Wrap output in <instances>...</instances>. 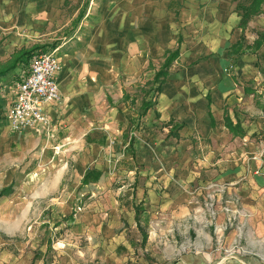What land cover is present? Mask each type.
Here are the masks:
<instances>
[{
    "label": "crops",
    "instance_id": "obj_1",
    "mask_svg": "<svg viewBox=\"0 0 264 264\" xmlns=\"http://www.w3.org/2000/svg\"><path fill=\"white\" fill-rule=\"evenodd\" d=\"M206 1L205 5L204 0H73V4L79 5L73 21L75 26H81L72 36L75 41L69 44L67 40L53 49L43 48V51L55 50L62 64L58 75L62 99L60 103L46 105L45 109L54 121V129L49 132L43 127L23 131L10 128L6 114L15 99L13 83L22 72L19 66L0 77L1 145L9 150L16 143L24 157L35 149L43 162L59 147L100 149L106 164L113 157L120 167L122 162L130 165L126 171L119 168L117 176L133 173L134 163L152 167L158 158L169 164V151L187 157L189 147L196 148L195 153L202 149L201 154L207 158L205 163L214 167L209 172L216 179H233L236 173L244 174L246 167H251L242 185L245 203L250 207L259 199L257 202L264 204V176L252 173L262 162L256 159L248 165L244 161L245 153L254 147L251 135L263 129L264 122L258 117L252 122L246 114L248 107H253L252 112L254 108L258 110L253 104L254 87L238 84L239 80L255 75L259 60L264 58V33H249L264 13L255 15L243 28L241 0L237 5L229 0ZM65 3L69 0H0V70L6 69L22 49L42 48L43 45H22L14 50V45L35 39L31 36L34 27L55 19L53 14L63 11ZM189 25L200 30L193 36L201 38L193 42L191 50L182 29ZM261 39L263 43L257 47ZM11 47L13 50L3 61L2 53ZM177 48L181 53L170 66L157 95L158 103L141 115L142 102L145 97L150 98L149 94L144 93L141 104L133 106L129 99L134 103L137 100L132 97L131 89L145 87L146 82L150 85L167 52ZM184 60H188L186 67L177 69L176 64ZM162 125H166L164 129L176 140L177 151L154 142L155 129ZM130 126L136 133L129 135ZM79 154L82 164L87 153ZM99 165L85 168L84 185L107 175ZM92 170L99 171L98 179L85 183V176ZM169 171L157 174L167 178ZM177 174L185 176L187 171L180 170ZM143 176L144 173L136 174V187L131 191L137 199L132 205V219L138 228L142 227L141 210L146 205L169 211L180 208L182 216L188 213L185 197L175 201L174 195L171 196L175 185L160 191L159 184ZM178 211H175L177 215ZM146 236L143 233L144 240ZM212 261L209 255L188 253L175 264H260L255 257Z\"/></svg>",
    "mask_w": 264,
    "mask_h": 264
},
{
    "label": "rangeland",
    "instance_id": "obj_2",
    "mask_svg": "<svg viewBox=\"0 0 264 264\" xmlns=\"http://www.w3.org/2000/svg\"><path fill=\"white\" fill-rule=\"evenodd\" d=\"M229 1L232 5L239 3L238 0ZM204 2L206 5L207 1ZM77 4L69 0L63 11H55V19L34 27L31 36L35 39H25L14 45V50L22 45H43L34 50L38 52L43 48L53 49L56 44L64 45L67 40L69 44L75 41L72 36L81 27L75 26L73 21L79 8ZM257 20L259 24L253 23L250 35L264 33V15ZM182 29L189 44L187 48L191 50L193 42L201 39L193 36L200 30H194L192 25L182 26ZM12 50L13 47L2 53L3 61ZM187 64L188 60H184L176 66L179 69ZM258 64L255 75L238 83L250 84L256 90L252 98L258 110L254 108V113L253 107H248L246 112L252 122L257 117L264 122L263 57ZM156 86L147 82L145 87L135 86L131 95L137 101L129 99L130 104L140 105L144 93L153 97ZM165 127L155 129L154 142L177 151V142ZM128 132L129 135L136 133L133 127ZM251 137L254 147L245 153L244 161L249 165L258 161L256 159L261 160V167L253 169L252 173L264 176V127ZM195 150L189 147L187 157H178L169 151V164L158 158V163L152 167L131 163L133 173L117 176L119 168L126 171L130 165L122 162L120 167L113 157L106 164L100 149L59 147L43 162L35 149L24 157L16 143L11 144L9 150L0 143V190L10 185L14 189L9 196L0 198V264H175L188 253L209 255L214 263L221 259L255 257L264 264V204L257 199L248 207L242 193L251 167H246L244 174L236 173L233 179H216L209 172L214 169L213 165L205 163L204 151L199 149L195 153ZM80 151L87 153L84 164L80 163ZM96 165L107 175L98 182L84 185L85 168ZM163 170L172 172L169 171L167 178H160L157 173ZM180 170H186L187 175L177 174ZM136 172L153 179L160 191L175 185L171 196L174 195L175 201L184 196L188 213L182 216L180 208H175L179 210L177 215L175 209H150L146 205L141 210L142 227L138 228L132 219V205L137 199L131 194L136 187ZM143 233H147L145 240Z\"/></svg>",
    "mask_w": 264,
    "mask_h": 264
},
{
    "label": "built area",
    "instance_id": "obj_3",
    "mask_svg": "<svg viewBox=\"0 0 264 264\" xmlns=\"http://www.w3.org/2000/svg\"><path fill=\"white\" fill-rule=\"evenodd\" d=\"M62 64L54 51H39L22 69L13 86L15 99L8 108L6 119L13 131L43 127L54 129V121L46 113V105L60 103L62 93L58 75Z\"/></svg>",
    "mask_w": 264,
    "mask_h": 264
},
{
    "label": "trees",
    "instance_id": "obj_4",
    "mask_svg": "<svg viewBox=\"0 0 264 264\" xmlns=\"http://www.w3.org/2000/svg\"><path fill=\"white\" fill-rule=\"evenodd\" d=\"M240 7L242 9V26L245 28L248 21L255 17V15H260L261 13H264V0H241ZM263 43V39L259 41L257 44V47H261ZM39 52V51H38ZM38 52H35L34 49L32 50H23L16 53L13 61L11 64L6 67L4 70H0V77L6 76L7 73H9L12 70H15L17 67L20 66V70L22 71L23 68H25L29 60ZM179 48L175 50H169L166 55V59L160 66L161 68L157 70L153 76V78L149 81L150 85H157L155 87L156 94L151 97L147 98L145 97L142 102V110L141 115H144L145 112L149 109L154 107L158 103L157 95L161 91L162 85L164 84L170 70V66L173 63L174 60H176L180 55ZM99 177V171L98 170H92L85 176V183H89L91 180H97ZM13 186L10 185L8 187H4L0 190V198L9 196L13 192Z\"/></svg>",
    "mask_w": 264,
    "mask_h": 264
}]
</instances>
